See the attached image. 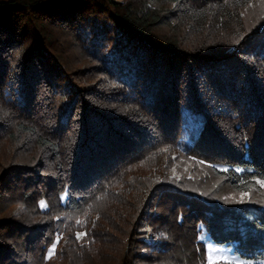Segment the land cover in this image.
I'll return each mask as SVG.
<instances>
[{
  "label": "trees",
  "instance_id": "1",
  "mask_svg": "<svg viewBox=\"0 0 264 264\" xmlns=\"http://www.w3.org/2000/svg\"><path fill=\"white\" fill-rule=\"evenodd\" d=\"M260 27L264 0H0V264H264Z\"/></svg>",
  "mask_w": 264,
  "mask_h": 264
},
{
  "label": "rangeland",
  "instance_id": "2",
  "mask_svg": "<svg viewBox=\"0 0 264 264\" xmlns=\"http://www.w3.org/2000/svg\"><path fill=\"white\" fill-rule=\"evenodd\" d=\"M263 27H260V30H263ZM64 109H61V113H59V117L63 118ZM183 115L186 118V123L184 126V137L183 140H185L186 143H190V137L189 133H195V127H197V120H199V116L190 113L186 109L183 110ZM192 131V132H190ZM181 148V147H180ZM183 149V148H181ZM2 217V216H0ZM148 236L152 238V233L148 232ZM203 243L206 247V253H207V264H242V260L240 257L235 253L233 250L232 245H226V244H217L213 241H204ZM264 262V261H263Z\"/></svg>",
  "mask_w": 264,
  "mask_h": 264
},
{
  "label": "snow or ice",
  "instance_id": "3",
  "mask_svg": "<svg viewBox=\"0 0 264 264\" xmlns=\"http://www.w3.org/2000/svg\"><path fill=\"white\" fill-rule=\"evenodd\" d=\"M257 183H261V186L264 187V182H260V181H257ZM43 204V202H42ZM82 235H84L83 233H77V238L79 239Z\"/></svg>",
  "mask_w": 264,
  "mask_h": 264
}]
</instances>
